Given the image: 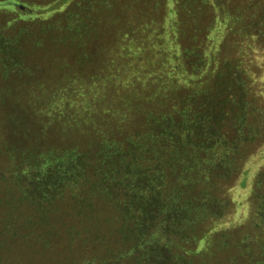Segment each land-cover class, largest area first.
<instances>
[{
  "label": "rangeland",
  "instance_id": "rangeland-1",
  "mask_svg": "<svg viewBox=\"0 0 264 264\" xmlns=\"http://www.w3.org/2000/svg\"><path fill=\"white\" fill-rule=\"evenodd\" d=\"M18 1L36 14L0 8L27 52L25 71L0 67V206L18 208L0 220V264H102L61 223H35L9 176L126 144L151 113L194 118L218 93L221 147L166 166L192 214L190 239L168 244L197 264H264V0Z\"/></svg>",
  "mask_w": 264,
  "mask_h": 264
},
{
  "label": "trees",
  "instance_id": "trees-1",
  "mask_svg": "<svg viewBox=\"0 0 264 264\" xmlns=\"http://www.w3.org/2000/svg\"><path fill=\"white\" fill-rule=\"evenodd\" d=\"M0 8L26 20L36 14L18 0L1 1ZM5 30L0 25V67L25 71L27 52ZM98 82L103 92L106 82L103 77ZM222 96L203 99L188 120L151 113L126 144L97 141L95 148L64 154L44 170L12 174L8 182L19 189L21 204L37 212L35 223L52 230L61 223L68 245L96 249L102 264H197L168 244L190 239L192 214L182 188H168L166 166H173L180 152L188 156L221 147ZM4 206L0 220L10 226L18 208Z\"/></svg>",
  "mask_w": 264,
  "mask_h": 264
}]
</instances>
